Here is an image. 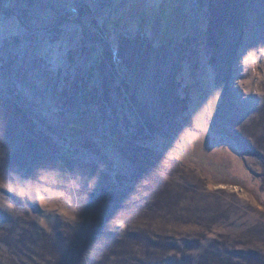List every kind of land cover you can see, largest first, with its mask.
<instances>
[{
	"label": "rangeland",
	"instance_id": "374dc122",
	"mask_svg": "<svg viewBox=\"0 0 264 264\" xmlns=\"http://www.w3.org/2000/svg\"><path fill=\"white\" fill-rule=\"evenodd\" d=\"M185 1L0 0V264H264V0Z\"/></svg>",
	"mask_w": 264,
	"mask_h": 264
},
{
	"label": "trees",
	"instance_id": "16d2710c",
	"mask_svg": "<svg viewBox=\"0 0 264 264\" xmlns=\"http://www.w3.org/2000/svg\"><path fill=\"white\" fill-rule=\"evenodd\" d=\"M185 9L187 8V11H184V10H182L181 11V15H182V17H181V23H180V26H181V30H179L178 31V27H180L179 25L177 26V35H178V38H176L177 40H180V39H182V36H184V34H186L187 33V28L189 29V28H191V26H190V20H189V16H190V13L192 12V5H193V3H192V0H186L185 2H182V4H181ZM187 5H188V7H191V10H189L188 9V7H187ZM185 26V27H184ZM166 44H165V46H166V50H172V49H175L176 48V44L178 43H175V40L173 39V38H171V37H168L167 39H166ZM166 142H163V144H164V147L166 148V149H172V147L171 148H167V144H165ZM227 182V180H224V181H222V183L221 184H225ZM227 184H229V183H227ZM230 185H235V186H239L238 184H234V183H232L231 182V184ZM245 189V188H244ZM258 196V195H257ZM260 196V195H259ZM258 200V199H257ZM259 201V200H258ZM259 203H262V202H260L259 201Z\"/></svg>",
	"mask_w": 264,
	"mask_h": 264
}]
</instances>
